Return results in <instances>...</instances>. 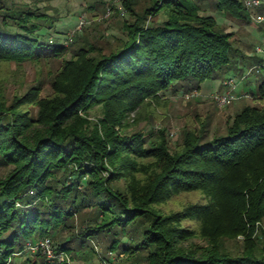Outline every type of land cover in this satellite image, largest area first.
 Here are the masks:
<instances>
[{"label":"trees","instance_id":"trees-1","mask_svg":"<svg viewBox=\"0 0 264 264\" xmlns=\"http://www.w3.org/2000/svg\"><path fill=\"white\" fill-rule=\"evenodd\" d=\"M41 1L0 0V65L61 59L45 95L38 82L7 101L0 81V264H47L25 250L44 237L68 258L105 238L107 252L145 251L147 264H264V232L252 238L264 221V106H243L222 131L194 118L173 147L165 128L126 132L153 117L141 109L163 105L164 92L199 91L234 70L232 34L197 0H119L120 12L109 5L128 18L118 45L105 53L78 37L63 58L65 36L40 39L53 26ZM214 9L250 22L240 0ZM249 96L264 100V78ZM60 231L69 237L54 243ZM239 235L232 254L224 244Z\"/></svg>","mask_w":264,"mask_h":264},{"label":"rangeland","instance_id":"rangeland-1","mask_svg":"<svg viewBox=\"0 0 264 264\" xmlns=\"http://www.w3.org/2000/svg\"><path fill=\"white\" fill-rule=\"evenodd\" d=\"M17 2L28 0H14ZM264 1V0H262ZM216 0H197L200 8V13L205 15H211L216 21L223 27L226 32L232 34V53L230 58L233 62L234 70L225 74L217 81H208L200 85L198 91L199 95L192 97L188 100L183 99V92L179 91L173 93L171 90L164 92L163 97L166 102L161 106H153L152 110L141 109V113L148 112L153 113V117L146 120H141L138 123H132L134 114H131L129 121H131L130 127L127 129V134L141 130L145 133H149L151 130H157L158 128H165L168 133L169 145L173 147L178 139L181 129L185 125H193L195 123L194 118L205 119L209 122L211 131L214 129L222 131L226 125V122L243 106H264V100H259L254 96H248L241 100H237L231 105L218 109L214 106L210 94L214 90L222 89V82L224 78L228 76L241 77L242 74H247L248 70L257 65L256 59L260 60V56L255 53L254 47L260 45V31L251 21L246 23L239 21L227 14L220 13L214 9ZM110 3L114 5L119 11L120 4L116 0H42L39 3L40 9L44 5L52 7L53 11L50 12L53 19L52 28H43L40 30V39H52L53 42L59 38L66 36L71 32L78 19L80 17L85 18L88 24L80 33H75L73 41L66 46V54L63 58H67L72 50L77 48L78 37H83V40L87 42H94L99 47H104L103 52H107L108 48L118 45L120 39L124 38V32L122 30V23L128 19L126 16L117 12H112L109 17H105L106 10L109 8ZM92 9L89 10V7ZM255 12L264 11V6L255 9ZM120 12V11H119ZM126 17V18H125ZM164 17L159 14L156 17V21H162ZM107 43V44H105ZM61 59L49 60L46 64L34 65L31 63H24L18 67L13 63L0 65V81H4L5 96L7 101L10 100L12 95L21 94L29 86L42 84L43 90L41 95L47 93L48 72H52L59 64ZM240 68V69H236ZM250 74L242 80L239 90L255 92L256 87L261 78H264V68H261L256 72L252 70ZM44 83V85H43ZM91 118L100 116V109L94 108L90 112ZM2 172L0 171V175ZM197 196H191L190 199H196ZM185 197L179 196L174 200L170 207L176 209L177 205L182 203ZM24 212H21L23 214ZM33 213L32 208H26L25 214L31 215ZM75 227L73 233L78 232L79 219L74 221ZM260 231L264 232V221L258 225L257 231L252 235L256 237L260 236ZM69 232L60 231L56 235L52 234L53 242L58 240L67 239ZM244 237L242 235L237 236L234 241L225 242L224 246L232 254L236 251H241L242 242ZM194 243L202 244L199 240H193ZM257 243H261L258 239ZM86 247L81 249L80 252L75 255H71L70 262L72 264H101V259L108 257L106 246L107 240L103 239H88L85 243ZM75 247V242L71 244ZM93 250V251H91ZM119 252V251H118ZM117 258L114 259V264H147L145 260V251H138L132 256L127 254L117 253ZM32 257V256H31ZM23 260V257H15L16 262ZM38 260V259H37Z\"/></svg>","mask_w":264,"mask_h":264},{"label":"built area","instance_id":"built-area-1","mask_svg":"<svg viewBox=\"0 0 264 264\" xmlns=\"http://www.w3.org/2000/svg\"><path fill=\"white\" fill-rule=\"evenodd\" d=\"M119 2V0H116ZM244 7L247 9L249 13L250 21L259 28L260 31V45L254 47L255 53L260 56V62L253 66L248 70L247 74L237 78L234 76L226 77L222 82L221 90H214L210 94V98L214 104V106L218 109L225 108L237 100H241L249 96V93L246 91L239 90V86L242 80L249 74L250 71L255 70L258 72L259 69L264 68V13H257L254 10L257 9L264 3L262 0H240ZM121 10V7L119 8ZM112 13L111 8L109 7L106 10L105 17H109ZM88 22L85 18L80 17L74 27V29L69 32L65 39H63L60 43L64 46H68V44L73 40L74 34L80 32ZM199 93L196 90L191 92H186L183 94V99L188 100L192 97L198 96ZM25 250L30 254L40 253L44 257V261L47 264H53L55 262L67 261L69 262V258L65 253L55 252L54 247L52 245L51 240L48 237L35 239L32 241H28L25 244ZM108 257H104L101 259V264H114V259L117 258V255L111 252H107Z\"/></svg>","mask_w":264,"mask_h":264}]
</instances>
